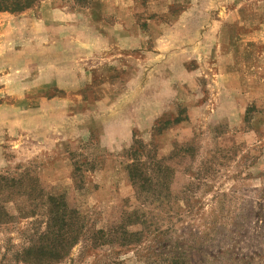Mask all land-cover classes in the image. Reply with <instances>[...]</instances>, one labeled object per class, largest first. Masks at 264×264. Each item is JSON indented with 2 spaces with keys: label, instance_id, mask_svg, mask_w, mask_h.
I'll use <instances>...</instances> for the list:
<instances>
[{
  "label": "rangeland",
  "instance_id": "374dc122",
  "mask_svg": "<svg viewBox=\"0 0 264 264\" xmlns=\"http://www.w3.org/2000/svg\"><path fill=\"white\" fill-rule=\"evenodd\" d=\"M0 178V264H264V0L1 12Z\"/></svg>",
  "mask_w": 264,
  "mask_h": 264
},
{
  "label": "trees",
  "instance_id": "16d2710c",
  "mask_svg": "<svg viewBox=\"0 0 264 264\" xmlns=\"http://www.w3.org/2000/svg\"><path fill=\"white\" fill-rule=\"evenodd\" d=\"M40 0H0V13L1 12H10V13H18V12H22L25 11L29 8H31L32 6H34L37 2H39ZM134 168L133 170L130 171L129 175H131V177L133 178V181L137 180V184H139L142 187H145V185H147L148 180L144 179L143 177L140 176H136V174L134 173ZM136 172V171H135ZM135 174V175H134ZM137 177V178H136ZM1 181H4L6 184L9 185V187L14 186L13 179L9 180L7 178H0ZM2 189H0L1 191ZM59 198H62L61 196ZM49 203H51L50 209L48 211L49 215H50V219H51V225L50 228L51 229H55L57 231H59V227L58 224H63V221L67 218V214H66V208L64 207L65 204H62V206L60 205H55V202L53 200H50ZM5 210L3 204H1L0 202V218H1V214L3 213V211ZM58 227V228H57ZM49 228V229H50ZM45 238H47L46 235H44ZM60 236H55L53 234V239H49L47 238L46 240H44V242L39 243L35 250H37V254L35 256V259H41V260H51L54 262H59L61 260V255L57 254V253H47V251H49L50 249H54L55 247H58L62 245V242L60 243L58 239ZM48 240L50 242H48ZM47 243V244H46Z\"/></svg>",
  "mask_w": 264,
  "mask_h": 264
}]
</instances>
